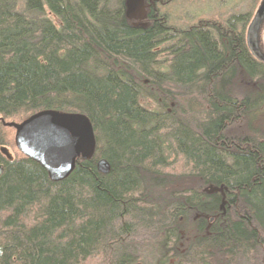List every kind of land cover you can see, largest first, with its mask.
Here are the masks:
<instances>
[{"label": "trees", "instance_id": "16d2710c", "mask_svg": "<svg viewBox=\"0 0 264 264\" xmlns=\"http://www.w3.org/2000/svg\"><path fill=\"white\" fill-rule=\"evenodd\" d=\"M244 1L179 27L176 0L142 17L0 0V264H264V62L246 41L261 0ZM43 111L93 126L61 180L16 147L12 124Z\"/></svg>", "mask_w": 264, "mask_h": 264}, {"label": "water", "instance_id": "95a60500", "mask_svg": "<svg viewBox=\"0 0 264 264\" xmlns=\"http://www.w3.org/2000/svg\"><path fill=\"white\" fill-rule=\"evenodd\" d=\"M128 14L138 17L142 10V0L128 1ZM264 25V0H261L247 28L246 41L251 53L264 62V50L260 35ZM16 128V145L26 156L44 166L52 179L67 177L75 167L77 158H91L95 152L96 139L90 119L79 113L43 111L24 122L12 124ZM3 151L7 153L5 148ZM101 172L108 173L110 164L102 159L98 162ZM3 167L0 165V175ZM226 187L210 186L209 192H221V209L227 203ZM2 249L0 247V256ZM139 264V263H137Z\"/></svg>", "mask_w": 264, "mask_h": 264}, {"label": "rangeland", "instance_id": "374dc122", "mask_svg": "<svg viewBox=\"0 0 264 264\" xmlns=\"http://www.w3.org/2000/svg\"><path fill=\"white\" fill-rule=\"evenodd\" d=\"M127 0V9L129 10ZM142 0V7L144 6ZM251 3L244 0H176L174 5L170 8L171 22L179 27L195 22L198 17H208L211 15H230L236 12H248L251 10ZM260 4H258L259 6ZM258 6L255 8V14ZM127 10V11H128ZM128 13V12H127ZM144 11L141 10L139 16H143ZM138 16V17H139ZM50 17L57 22L52 15ZM260 41L263 44L264 50V25L261 30ZM17 147V146H16ZM8 155H15L16 149L14 147H4ZM213 218H211V221Z\"/></svg>", "mask_w": 264, "mask_h": 264}]
</instances>
